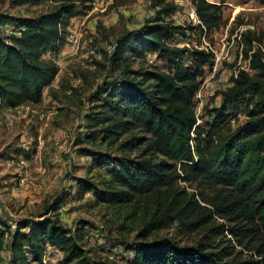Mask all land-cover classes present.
I'll use <instances>...</instances> for the list:
<instances>
[{
    "label": "trees",
    "instance_id": "16d2710c",
    "mask_svg": "<svg viewBox=\"0 0 264 264\" xmlns=\"http://www.w3.org/2000/svg\"><path fill=\"white\" fill-rule=\"evenodd\" d=\"M52 1L60 6L36 18L0 15L2 108L40 104L57 76V66L45 56L60 53L73 6L83 0ZM152 1L160 8L154 20L116 41L109 63L118 77L107 82L104 96L97 93L96 99L105 101L102 111L84 117L87 131L76 141L99 139L107 147L116 146L117 155L82 153L105 172L99 184L75 179L74 199L90 194L95 205L127 210L122 221L136 233L129 245L118 243L124 246L126 255L119 259L125 264H264V64L254 53L249 65L253 73L240 71L231 79L221 92L223 109L213 110L212 121L200 127L194 98L205 68L213 66V54L170 45L175 35L185 36V29L166 21L172 14L168 0ZM191 2L199 28L205 33L218 30L221 6ZM147 53L164 61L168 72L133 70L130 61ZM243 104L246 121L232 129L235 115L226 110ZM198 179L215 188L196 198L178 185ZM69 196L64 193L38 218L17 221L14 230L0 217V251L2 241H8V262L0 259V264L40 263L45 246L62 254L60 264L116 263L107 257L91 261L83 244L84 225H62L55 212ZM173 224L177 233H199V240L192 247L172 239L149 241Z\"/></svg>",
    "mask_w": 264,
    "mask_h": 264
},
{
    "label": "rangeland",
    "instance_id": "374dc122",
    "mask_svg": "<svg viewBox=\"0 0 264 264\" xmlns=\"http://www.w3.org/2000/svg\"><path fill=\"white\" fill-rule=\"evenodd\" d=\"M23 1L25 3L20 4ZM28 1L0 0V15L11 19L36 18L60 6L52 0ZM208 2L221 6L222 11L220 27L211 33L199 28L191 0H168L172 14L166 19L185 29V36L175 35L170 45L187 52L203 49L213 54V66L205 68L193 105L197 125L204 128L212 121L213 110L223 109L221 92L231 85V79L240 71L253 73L249 68L252 55L258 54L264 64V0ZM73 9L75 14L65 29V44L60 53L45 56L57 66L58 73L52 85L44 90L41 103L14 110L0 107V217L9 223L40 217L48 205L64 197V193L70 192V196L62 203L70 202L76 193L75 179L98 184L103 179L104 168H94L91 157L82 153L117 155L116 146L107 147L99 139L96 142L85 139L77 145V139L87 131L84 117L102 111L105 101L97 100L96 96L102 93L107 82L118 77L109 63L116 41L140 29L146 21H153L160 10L152 0H83ZM184 63L189 66L191 61ZM130 64L133 70L168 72L167 65L155 54L147 53L142 58L132 59ZM227 109L235 115L232 129L246 121L245 104ZM127 137L123 135L121 139ZM178 185L196 198L215 188L206 179L192 183L178 181ZM93 201L87 194L73 208L78 211L73 222H60L72 229L84 225L83 244L91 261H104L107 257L115 261L114 264H125L119 259L126 255L125 249L118 243L129 245L136 233L133 225L125 226L122 221L127 210L108 209ZM122 226L124 229H120ZM176 227L173 224L154 234L149 241L172 239L181 247H192L199 240V233H177ZM5 239L0 251L2 263L8 262ZM50 251L55 250L45 246L41 262L29 264H60L62 254L56 256Z\"/></svg>",
    "mask_w": 264,
    "mask_h": 264
},
{
    "label": "built area",
    "instance_id": "2783aa9c",
    "mask_svg": "<svg viewBox=\"0 0 264 264\" xmlns=\"http://www.w3.org/2000/svg\"><path fill=\"white\" fill-rule=\"evenodd\" d=\"M193 15L196 17L195 14V8L192 10ZM217 65V61L215 60V66ZM78 201L71 200L68 203H62L59 205L58 209L56 210L55 214L57 215L58 219L61 222L65 223H70L73 222L74 218L77 216L78 211L73 210L74 207L78 206ZM70 211L72 213H70ZM11 230H14L15 228V222L14 223H9ZM50 252H55V255L58 256V252L56 251H50ZM60 254V253H59ZM62 256V255H61ZM28 264L32 262L30 259L27 260Z\"/></svg>",
    "mask_w": 264,
    "mask_h": 264
}]
</instances>
